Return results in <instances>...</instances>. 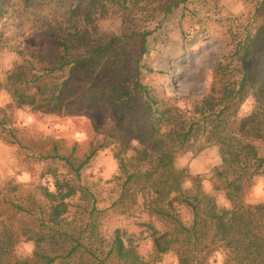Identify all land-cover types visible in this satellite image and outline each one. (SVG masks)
Returning <instances> with one entry per match:
<instances>
[{"label": "rangeland", "instance_id": "obj_1", "mask_svg": "<svg viewBox=\"0 0 264 264\" xmlns=\"http://www.w3.org/2000/svg\"><path fill=\"white\" fill-rule=\"evenodd\" d=\"M167 1L107 0V13L92 30V51L107 47L98 69L79 65L46 77V62L62 50L37 36V17L31 12L6 6L8 14L0 17V264H46L45 257L56 258L52 264H124L108 255L117 230L146 263L180 264L178 246L157 258L152 230L163 231L168 223L150 215L146 206L152 200L138 195L134 183L125 186L126 175L115 156L135 164L141 146L130 118L112 108L111 89L116 82L129 88L140 83L158 96L163 108L192 110L209 92L214 69L230 63L243 30L260 20L253 22L254 12L243 0H188L166 17ZM36 10L52 16L50 8ZM56 13L58 17V8ZM197 32L199 37L193 38ZM75 48L77 55L90 59L88 49ZM30 72L41 80L34 83ZM63 83L64 91L55 99L59 92L54 87ZM36 85L50 88L41 93ZM249 109L245 105L244 113ZM56 155L76 167L89 160L77 175ZM175 166L186 168L192 179L199 176L202 191L220 207H230L220 191L224 182L217 176L222 166L217 147L181 154ZM58 181L80 190L65 200L68 211L57 225L50 220L44 193H54ZM191 186V181L184 183V188ZM244 201L264 203V176L253 180ZM177 214L183 222L190 219L186 209ZM207 244L195 258L182 252L187 264H225L222 244L213 236Z\"/></svg>", "mask_w": 264, "mask_h": 264}, {"label": "trees", "instance_id": "obj_2", "mask_svg": "<svg viewBox=\"0 0 264 264\" xmlns=\"http://www.w3.org/2000/svg\"><path fill=\"white\" fill-rule=\"evenodd\" d=\"M106 1L0 0V17L8 14L7 5L19 6L21 13L31 12L37 17L34 23L37 36L62 50L59 56L52 57V62H46L45 77L57 72H71L79 65L97 70L107 47L92 51L96 47L92 30L97 29L95 23L107 13ZM187 1H167L162 14L166 17L172 15ZM243 1L254 12L251 13L253 22L260 21L243 30L236 49L231 53L230 63H221L214 69L209 92L195 103L192 110L163 108L158 96L140 83L129 88L123 81L116 82L111 89L115 95L110 101L112 108L130 118L135 125L134 138L141 146L135 164L120 154L115 156L120 171L126 175L125 186L134 183L138 195L152 200L148 206L145 203L150 215L168 223L163 231L152 230L157 258L178 246L180 264H187L188 259L181 255L182 252L195 258L198 252L209 248L210 245H204V242L213 236L227 253L225 264H264V203L244 201L253 180L264 176V153L261 150L264 147V0ZM36 8H50L52 16L42 15ZM191 14L198 15L195 11ZM59 17L62 20L59 21ZM195 37H199L198 32ZM75 46L88 49L90 59L77 55ZM144 53L147 54L148 49H144ZM94 56L97 59L91 61ZM19 75L22 79L25 73ZM29 75L34 83L41 80L32 72ZM65 86L63 83L54 87L59 92L55 99H60ZM36 88L45 93L50 87L36 85ZM36 102L32 97L30 103ZM245 105L250 107L248 113L243 111ZM213 146L219 149L222 159L221 171H216L224 182V189L220 191L230 203L228 208L220 207L214 196L202 191L199 176L192 179L186 168L175 166L179 155L198 153ZM55 158L64 161L77 175L89 160L76 167L68 158L59 155ZM187 181L192 182L188 189L184 188ZM55 186L54 193L45 191L44 196L49 201L50 220L58 225L68 211L65 200L76 196L80 189L68 181H58ZM215 190L219 189L216 187ZM179 208L189 212L188 221L180 219ZM77 248H72L68 256ZM112 254L124 264H149L130 243L124 242L119 230L110 245L108 255ZM45 260L46 264H52L56 258L45 257ZM16 264L29 263L18 261Z\"/></svg>", "mask_w": 264, "mask_h": 264}]
</instances>
